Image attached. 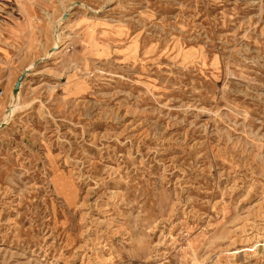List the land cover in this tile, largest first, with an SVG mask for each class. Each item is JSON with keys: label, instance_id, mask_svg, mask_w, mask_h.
I'll list each match as a JSON object with an SVG mask.
<instances>
[{"label": "rangeland", "instance_id": "rangeland-1", "mask_svg": "<svg viewBox=\"0 0 264 264\" xmlns=\"http://www.w3.org/2000/svg\"><path fill=\"white\" fill-rule=\"evenodd\" d=\"M0 264H264V0H0Z\"/></svg>", "mask_w": 264, "mask_h": 264}, {"label": "water", "instance_id": "water-1", "mask_svg": "<svg viewBox=\"0 0 264 264\" xmlns=\"http://www.w3.org/2000/svg\"><path fill=\"white\" fill-rule=\"evenodd\" d=\"M17 84H18V83H16V85H15L14 91H15V89L17 88Z\"/></svg>", "mask_w": 264, "mask_h": 264}, {"label": "bare ground", "instance_id": "bare-ground-1", "mask_svg": "<svg viewBox=\"0 0 264 264\" xmlns=\"http://www.w3.org/2000/svg\"><path fill=\"white\" fill-rule=\"evenodd\" d=\"M14 99V98H13Z\"/></svg>", "mask_w": 264, "mask_h": 264}]
</instances>
